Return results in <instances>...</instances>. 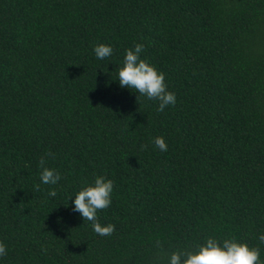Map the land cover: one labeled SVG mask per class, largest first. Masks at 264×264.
<instances>
[{
    "label": "trees",
    "instance_id": "obj_1",
    "mask_svg": "<svg viewBox=\"0 0 264 264\" xmlns=\"http://www.w3.org/2000/svg\"><path fill=\"white\" fill-rule=\"evenodd\" d=\"M137 43L176 94L163 112L119 84ZM96 176L110 236L73 210ZM261 234L264 0H0V264H164L213 235L264 262Z\"/></svg>",
    "mask_w": 264,
    "mask_h": 264
},
{
    "label": "clouds",
    "instance_id": "obj_2",
    "mask_svg": "<svg viewBox=\"0 0 264 264\" xmlns=\"http://www.w3.org/2000/svg\"><path fill=\"white\" fill-rule=\"evenodd\" d=\"M113 47L98 44L94 47L97 59L104 60L113 54ZM144 51L142 43L135 44L134 48L126 50L122 66L119 67L118 81L121 87L135 90L140 96L148 100L158 101V111L163 112L169 105L176 104V94L168 90L166 74L159 70L147 59L141 58ZM79 78V77H78ZM155 146L161 151H167L168 145L163 137L154 138ZM147 145H142L144 150ZM47 155H51L48 153ZM46 160L40 159L39 167L42 169L40 179L44 184L55 185L61 180V174L55 169L45 167ZM114 181L106 176H96L94 181L86 183L75 195L74 211L79 212L85 221L91 222L93 231L99 236H110L115 231L114 224L101 225L98 220V211L109 208L112 204ZM34 191H40V185L34 186ZM49 195L55 197L53 189ZM259 244H264V234L258 237ZM156 247L163 252L160 241ZM7 254V246L0 240V257ZM261 249L251 246L247 241L237 240L235 237L223 240L215 235L206 238L203 244H197L194 249H176L165 253L164 264H264L260 260ZM160 264V261H157Z\"/></svg>",
    "mask_w": 264,
    "mask_h": 264
}]
</instances>
